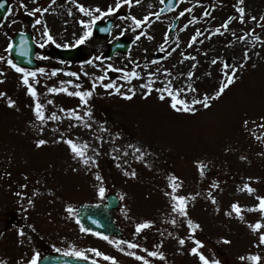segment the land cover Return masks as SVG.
Returning <instances> with one entry per match:
<instances>
[{"label": "rangeland", "instance_id": "rangeland-1", "mask_svg": "<svg viewBox=\"0 0 264 264\" xmlns=\"http://www.w3.org/2000/svg\"><path fill=\"white\" fill-rule=\"evenodd\" d=\"M7 1L11 11L0 21V56L5 57L0 61V92L7 94L0 97V260L26 264L34 253L71 251L113 264L91 251L97 249L114 257L116 264H144L137 256H144L149 264H201L191 253L200 240L201 251L221 264H251L238 259L250 253L259 254L264 264V245H259L258 234L248 226L264 222L259 210H248L259 203L257 197L264 196V0H177L175 10L156 18L162 0H120L119 9L98 19L112 20L110 34L100 38L93 33L79 44L81 57L76 62L58 58L57 49L75 45L85 30L80 20L91 19L77 5L99 16L97 7L106 11L116 0ZM239 7L245 10L243 22ZM37 8L48 11L33 14ZM131 17L143 22L137 26ZM174 18L177 28L168 34ZM226 22L228 27H222ZM45 27L53 37L47 43ZM18 31H29L37 44L40 63L28 69L36 72L29 77L37 91L35 98L23 84L22 74L7 63L9 39ZM119 38L129 43L128 51L107 56L108 46ZM156 52L161 53L159 59L153 57ZM97 56L101 59L95 60ZM231 67L237 69L234 82L207 109L191 103L213 95ZM40 68L43 73L37 71ZM54 69L59 71L53 76ZM133 71L138 75L123 78ZM94 82L87 104L67 92H48L50 87L91 90ZM106 83H114L115 88H104ZM166 89L196 111L173 109ZM8 98L14 106H8ZM37 100L44 105L46 117L55 112L59 119L38 120ZM61 109H73L80 118ZM244 120L250 123L245 126ZM39 139L47 143L37 147ZM67 139L86 142V155L95 162L84 165L73 159ZM198 162L208 170L201 173ZM133 171L134 177L126 174ZM96 173L103 179L97 180ZM172 176L180 185L175 194L187 198V217L172 211ZM246 183L255 191L241 190ZM101 186L103 196L98 193ZM110 193L119 198L114 218L122 229L120 240L87 233L72 222L79 204L103 202ZM233 203L241 206L243 220L234 212L226 215ZM188 219L200 227L190 230ZM144 222H150L149 227L137 232V224ZM222 237L231 243H223ZM180 239L185 240L183 245ZM126 240L139 247L129 248L123 243ZM152 251L162 252L163 258L149 256Z\"/></svg>", "mask_w": 264, "mask_h": 264}, {"label": "snow or ice", "instance_id": "snow-or-ice-1", "mask_svg": "<svg viewBox=\"0 0 264 264\" xmlns=\"http://www.w3.org/2000/svg\"><path fill=\"white\" fill-rule=\"evenodd\" d=\"M73 2L76 3L77 0H73ZM124 2L125 3H130L131 0H124ZM139 2H140V0H136V3H139ZM242 2H243V0H238V3H242ZM53 3H54V0H53ZM77 6H78L80 12L85 13L87 16L91 17V19L90 20H83V19L80 20V24L83 25L85 30L83 31V34L80 35L78 39H76L75 45H79V44L85 43L93 34L92 33V25L96 22V20L100 19L101 16H106V15H110V14L114 13L117 9H119L121 7V2H120V0H116L115 5L114 6L109 5L108 8L106 9V11L105 10H101L99 7H97L94 11L100 13L99 16L93 15V10H90V9L86 8L82 4H78ZM9 11H11V9H9ZM44 11H48V9L37 8V9L33 10V14L35 12H44ZM184 11L187 12V11H190V9H185ZM237 11L241 14L240 15V19L243 22V20H244V15L243 14H244V11H245L244 8L243 7H239L237 9ZM69 14H71V10H69ZM180 15L183 16L184 12H181ZM205 15H208V13L205 12ZM131 19H133L135 21L137 26H139L143 22L141 20H138L136 17H131ZM147 19H148V17L145 16L144 20H147ZM193 19H195V17H193ZM251 19L255 20L256 17H251ZM261 20H264V16L261 17ZM40 23H41V21L39 19H37L36 20V24H40ZM222 27L227 28L228 27L227 22L224 25H222ZM102 31H107V29H102ZM215 31L217 33H219L221 31V29L220 28H216ZM44 34L47 37V39L45 40V43H47V41H49V40H53V37L48 33L47 27H45V29H44ZM197 35H199V31L197 32ZM137 38H139V37H137ZM241 39H243V37H241ZM257 39H259V37H257ZM192 40H196V36H193ZM53 42H55V41H53ZM75 45H72V46H75ZM43 46L44 45L41 44V47H43ZM11 47H12V45H11V43H9L8 44V48L10 49ZM63 47H69V45L65 44V45H63ZM244 55H245V58H247V51H245ZM4 59H5L4 56H0V61H2ZM99 59H101V57H99V56L95 57V60H99ZM7 63L12 68H14L18 73L22 74L21 79H22L23 84L27 86L28 93L33 98H35L37 96V91L33 87V85L31 83H29V77H35L36 76V72H32V71H30L28 69L20 67L19 65L14 63L12 59H8ZM88 63H94V61L90 60V61H88ZM212 63L215 64L216 60H213ZM241 66H243V65H241ZM112 67L113 66L111 64L108 65V68H112ZM145 67H147V65H145ZM193 67H195V65ZM224 67L225 68H229L230 66L225 64ZM37 71L40 72V73H43L44 69L40 68V69H37ZM57 71H59V70L58 69H54L52 71V75L53 76L56 75ZM236 71H237V69L235 67H231L230 68V73H226L225 74L226 80L219 84L218 90L213 95L209 96L208 94H205L201 100L194 99V100H192L191 103L192 104H201L202 107L207 109L210 106L211 101L216 99V98H218V97H220L225 92V90L229 87V85H231L234 82ZM69 74L71 76H77V73H75V72H72V73H69ZM137 75H138V73L133 71V72H130L127 75H125L123 78L125 80H129L131 77H134V76H137ZM192 75H193L192 72L188 73L189 77H191ZM149 76L151 77L152 74L149 73ZM98 79L100 81H103V77H99ZM68 83L71 84L72 81H68ZM95 87H96V83L94 82L92 84V89L91 90H85V91L77 90V91L69 92V90L66 87H59V88L58 87H50V88H48V92H51V93L67 92L69 95L79 97L81 104H87V102H88L87 98L90 97L93 94V90L95 89ZM103 87L106 88V89L107 88H115V84L114 83H106V84H103ZM77 88H79V85H77ZM117 91H119V90L117 89ZM165 91H167L168 96L172 97L171 107L173 109L183 110V111H192V112L196 111L195 108H190L188 106V102L187 101H184L182 99H178L177 98V94L173 90L166 89ZM191 91L195 92L196 89L195 88H191ZM6 95H7L6 93L0 92V97H6ZM122 95H124L125 98H127V99H131L130 95L123 94V93H122ZM164 98L165 97L163 95L160 96L161 100H163ZM7 103H8L9 107H12V106L15 105V101L12 100L11 98H8ZM47 103L51 104V103H53V101L49 100V101H47ZM178 104L179 105H183V107L178 109V107H177ZM61 111H66L69 116H75L77 119L80 118L79 117V113L75 112L73 109H61ZM34 112H35L36 118L38 120H40L41 122H46L47 120H58L59 119V117L57 116V114L55 112H53L50 116L46 117L45 114H44V105L41 104L38 100L35 103ZM87 115L90 116L91 112L89 111L87 113ZM261 119H264V117H261ZM243 123L246 126V125H248L250 123V121L244 120ZM86 126L87 127H91V124H88ZM261 127H264V125H261ZM103 130L106 131V129H103ZM41 131H43V129H41ZM117 135H119V133H117ZM257 139H260V137H257ZM45 143H47V141L43 140V139H39V140L36 141L37 147H39L41 145H44ZM66 143L69 145L70 150L73 153V159H79L84 165H89L90 163H94L95 162L94 157H89V156L86 155V149L88 148V145H87L86 142L83 143V144H78V143L74 142L72 139H67ZM128 147L131 148L133 146L129 145ZM135 151L138 152V153L141 152V150L139 148H136ZM142 155H143V153H141V156ZM137 158H140V157H137ZM198 166H199V168L201 170V173H203V171L206 168V165H204L203 163L198 162ZM126 174L131 175L133 177L136 175V173L134 171L131 172V173H126ZM96 179L97 180H102L103 177L100 176L99 173H96ZM179 186L180 185H179L178 178L175 177V176H172L170 178V187L173 190L172 193H170V195L172 196L173 205H174L172 211L175 212V213H178L180 216L187 217V215H188V213L186 211L187 198L185 196H181V195H176L175 194V190ZM217 186L218 185H216L215 183L213 184V187H217ZM22 187H26V185L22 186ZM241 190H247L249 193H252V192L255 191V189H253L247 183L243 185V188ZM104 192H105V189H104L103 186H101L98 189L99 195L103 196ZM209 195L211 196V193H209ZM257 200L259 201V203L257 205H255L253 208H250L248 210L249 211L259 210L261 216L264 217V196L257 197ZM212 201H213V203H215V197L214 196H212ZM28 203L31 205L33 203V201L29 199ZM231 209H232V211L227 212L226 215L231 216L233 214V212H234L241 220L244 219V216L242 214V208H241V206L238 203H233L231 205ZM68 211H69V213L73 212V209L71 208V206L68 207ZM172 222L175 223V220H173ZM187 223H188L189 229L192 230V231H195L197 228L200 227L199 224L195 223L191 219H188ZM149 224H150V222H144V223H141V224H137L136 231L139 232L141 229L149 227ZM248 226L251 228V230L254 233L258 234V243H259V245H264V222H262L261 220H257L255 223H250ZM81 230L82 231H90V229H85L82 225H81ZM19 235H21V236L24 235L22 230L19 232ZM97 235H100V233H97ZM104 238L108 239V237H104ZM221 239H222L223 243H225V244H230L231 243V241L228 240L227 238H223L222 237ZM123 243H127L129 248L139 247V245H135V244L129 243L127 241H125ZM179 243L181 245H183L185 243V240L184 239H180ZM195 245H196L195 247L191 248V253L198 256L201 264H221V261L218 258L209 259V257L206 256L201 251V249L203 248L202 241L196 240L195 241ZM120 250L124 251L123 248H121ZM91 251L94 252L97 256H104V258L106 260H111V261H113V264H116V261H115L114 257L106 256L104 253L98 251L97 249H91ZM66 254H68V255H73L74 254V255H77V256L84 255L81 252L73 253L71 251L66 253ZM128 254L132 255V256H136L135 252H129ZM148 255L149 256H159L160 258H163V256H164V254L162 252H158V251L149 252ZM136 258L139 259V260L144 261V264H149V261L144 256H137ZM38 259H39V253H34L32 258L30 260H28L26 262V264H38ZM238 259L241 262L251 261V264H260V261H261L262 258H261V256L259 254H251L250 253V254H247V255H241V256L238 257ZM0 264H5V261L0 260Z\"/></svg>", "mask_w": 264, "mask_h": 264}, {"label": "water", "instance_id": "water-1", "mask_svg": "<svg viewBox=\"0 0 264 264\" xmlns=\"http://www.w3.org/2000/svg\"><path fill=\"white\" fill-rule=\"evenodd\" d=\"M7 10L5 2L0 3V18L4 16ZM11 54L18 64L28 67H34L36 61L33 58L34 44L29 33L16 34L12 41ZM73 59L76 58L74 53L69 50L61 51L62 55H66ZM67 56H64L66 58ZM117 205L115 197H108L106 205L96 206H80L77 210L78 219L82 225L87 229L97 231L102 234L114 233L116 229L111 218V208ZM40 264H81L72 260L61 257L47 258L40 261ZM83 264V263H82ZM86 264V263H85Z\"/></svg>", "mask_w": 264, "mask_h": 264}, {"label": "bare ground", "instance_id": "bare-ground-1", "mask_svg": "<svg viewBox=\"0 0 264 264\" xmlns=\"http://www.w3.org/2000/svg\"><path fill=\"white\" fill-rule=\"evenodd\" d=\"M243 106H244V108L246 107V108H247V110L249 111V109H248V107H247V106H245V105H243ZM243 106H242V107H243Z\"/></svg>", "mask_w": 264, "mask_h": 264}]
</instances>
